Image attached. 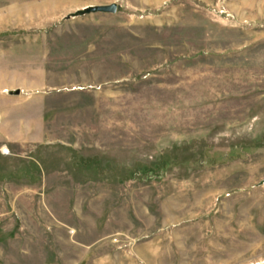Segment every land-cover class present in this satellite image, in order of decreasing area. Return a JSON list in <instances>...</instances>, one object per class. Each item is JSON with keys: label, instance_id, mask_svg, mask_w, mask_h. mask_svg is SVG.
Returning a JSON list of instances; mask_svg holds the SVG:
<instances>
[{"label": "rangeland", "instance_id": "1", "mask_svg": "<svg viewBox=\"0 0 264 264\" xmlns=\"http://www.w3.org/2000/svg\"><path fill=\"white\" fill-rule=\"evenodd\" d=\"M0 66V264H264V0H0Z\"/></svg>", "mask_w": 264, "mask_h": 264}, {"label": "crops", "instance_id": "2", "mask_svg": "<svg viewBox=\"0 0 264 264\" xmlns=\"http://www.w3.org/2000/svg\"><path fill=\"white\" fill-rule=\"evenodd\" d=\"M13 74H15V71H13ZM5 79V68L0 66V100L2 99L1 102L3 105L5 102H8L11 106H15L20 102L18 85L14 83L7 84ZM16 92H18V95L14 94Z\"/></svg>", "mask_w": 264, "mask_h": 264}, {"label": "water", "instance_id": "3", "mask_svg": "<svg viewBox=\"0 0 264 264\" xmlns=\"http://www.w3.org/2000/svg\"><path fill=\"white\" fill-rule=\"evenodd\" d=\"M116 12V6L114 4L110 6H98V7H88L81 11H77L72 17L95 14V13H103V14H114ZM18 95V92L14 93Z\"/></svg>", "mask_w": 264, "mask_h": 264}]
</instances>
